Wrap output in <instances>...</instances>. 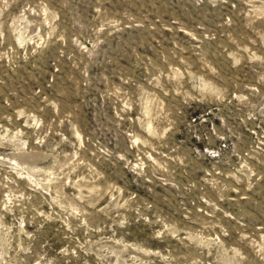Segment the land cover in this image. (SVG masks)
Here are the masks:
<instances>
[{
    "label": "rangeland",
    "instance_id": "374dc122",
    "mask_svg": "<svg viewBox=\"0 0 264 264\" xmlns=\"http://www.w3.org/2000/svg\"><path fill=\"white\" fill-rule=\"evenodd\" d=\"M0 264H264V0H0Z\"/></svg>",
    "mask_w": 264,
    "mask_h": 264
}]
</instances>
